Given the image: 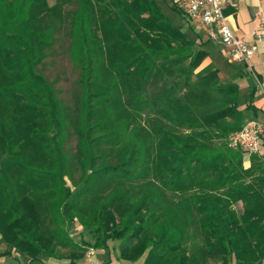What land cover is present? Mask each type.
I'll return each mask as SVG.
<instances>
[{"label":"trees","instance_id":"16d2710c","mask_svg":"<svg viewBox=\"0 0 264 264\" xmlns=\"http://www.w3.org/2000/svg\"><path fill=\"white\" fill-rule=\"evenodd\" d=\"M67 23L80 69L74 110L42 72ZM210 41L189 37L159 0H0V55L16 56L9 70L18 75L0 90L45 110L32 136L51 163L16 161L53 185L9 189L6 241L31 260L61 244L74 261L113 241L119 259L146 255L144 264H264V161L252 154L245 167L244 151L227 144L244 109L257 112L255 88L242 109L238 83L212 62L200 68ZM15 111L21 127L34 123ZM76 222L89 239L71 238Z\"/></svg>","mask_w":264,"mask_h":264},{"label":"rangeland","instance_id":"374dc122","mask_svg":"<svg viewBox=\"0 0 264 264\" xmlns=\"http://www.w3.org/2000/svg\"><path fill=\"white\" fill-rule=\"evenodd\" d=\"M49 4H54L57 0H48ZM161 6L166 14L169 15L171 20L180 26L186 33L193 34L195 30H200L196 25L191 24L190 26L188 20L185 19L183 13H179L178 11H171L173 8L170 5L169 0H159ZM71 4L68 7H73ZM194 29V31H192ZM70 45V37L68 34V23L67 25L58 33L57 42L52 48V52L45 59V62L42 65V72L46 74V76L55 83V86L60 91V97L62 98L64 104L69 106L72 110L75 109L77 105V95H79L81 89L79 86L78 79L80 77V69L74 66L73 60L70 56L69 51ZM16 56H11L10 58H6L0 55V85L2 87L5 84L11 82L12 80H16L18 75L16 72H12L9 69L13 68L16 64ZM208 60H205L204 63L200 66L203 68L205 63ZM13 66V67H12ZM249 90V87L246 89L243 88L241 99L244 101L245 93ZM16 106H20L30 119L33 121V124H26V128L21 127V124L17 120V112L15 111ZM45 110L41 108H36L30 106L28 101L20 95H8L4 89L0 90V139L1 144L0 148L2 151V156L0 158V212L5 210V205H1V201L4 198H7L9 202L12 201L13 197L11 195V191L9 189H22L26 190L27 185H32L33 188L37 189L42 187L41 184L45 186H53L50 182L51 180L47 179V182H43L46 179L44 176L36 174L34 172H29L25 166L20 165L16 160L26 161L29 165L36 168H50V154L48 150V146L46 143L38 140L32 136V133L36 129H42L45 126L44 119ZM146 114L143 113L141 118V122L147 126V117ZM245 120L252 119L248 114L245 116ZM31 123V122H30ZM232 134V133H231ZM230 134V135H231ZM229 137L227 138V144L229 146ZM76 135L71 136L68 141V149L69 151H74L76 148ZM242 150V149H240ZM244 151V150H243ZM246 155L251 156L244 151ZM260 156L259 153H257ZM261 158L262 157H258ZM245 166V165H244ZM249 167V166H248ZM27 184V185H26ZM67 185H69L72 189L74 186L71 181L67 179ZM31 188V186H30ZM242 202H237L234 205V208L241 212L242 210ZM68 228V226H64ZM72 239L80 241V239H89L90 235L86 231V229L79 222L75 224V230L70 233ZM116 242L109 241V246L114 247ZM58 248V247H57ZM60 248L61 251L69 250V247ZM146 256V255H145ZM145 256L140 258L137 261H134V264H144ZM132 262V261H131ZM209 264H219L217 261H210ZM229 264H235L234 261H230Z\"/></svg>","mask_w":264,"mask_h":264},{"label":"crops","instance_id":"0c3cea01","mask_svg":"<svg viewBox=\"0 0 264 264\" xmlns=\"http://www.w3.org/2000/svg\"><path fill=\"white\" fill-rule=\"evenodd\" d=\"M232 3H235L236 6ZM224 14L227 16L228 24L234 33L240 37H247L252 33L254 27L260 21L264 20V0H230L224 7ZM190 26L193 27L191 23ZM192 33L190 34L188 32L187 34L191 38L198 36L208 38L202 29L195 30ZM208 51L209 55L205 59L208 61L205 63V66L211 62L214 63L220 69L219 75L223 81H232L239 84V96L242 109L245 108L246 101L252 89L255 88L253 104L257 112L255 115L250 110L244 109V112L245 116L249 114L251 118L258 119L264 124V35L259 42V49L252 59L251 67L245 64L230 63L228 61V50L219 42L210 41ZM247 87H249V90L245 95L248 94V96L243 101L241 99L242 91L243 88L246 89ZM259 154L264 161V134L262 136V145ZM244 165L245 167L251 165V156L244 155ZM74 241L79 242L75 239ZM113 246L111 248L108 243V248L106 249L90 247L94 250L93 255L89 256L87 254L88 251H86L83 256H76V259L72 261L71 258L67 257L69 250L61 251L60 249H68L67 246L57 244L54 252L42 253L36 260H31L26 251H22L14 244L7 242L0 233V264H92L96 257L100 258L103 264H134L131 261L119 259L117 245ZM58 253H62V256L57 255Z\"/></svg>","mask_w":264,"mask_h":264},{"label":"built area","instance_id":"2783aa9c","mask_svg":"<svg viewBox=\"0 0 264 264\" xmlns=\"http://www.w3.org/2000/svg\"><path fill=\"white\" fill-rule=\"evenodd\" d=\"M187 20L202 29L213 42H219L228 50V61L233 64L252 66V59L259 49V42L264 35V20L260 21L247 37L234 33L228 24L224 7L230 0H171ZM236 6L235 3H232ZM264 124L258 119L245 121L241 130L233 132L229 138V147L242 149L249 154L260 152ZM88 255L94 254L89 248ZM92 264H103L96 257Z\"/></svg>","mask_w":264,"mask_h":264}]
</instances>
